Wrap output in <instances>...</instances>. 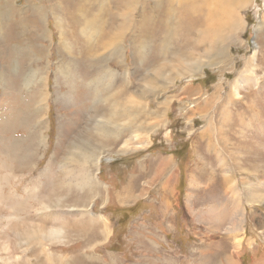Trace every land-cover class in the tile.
Instances as JSON below:
<instances>
[{"label":"rangeland","instance_id":"374dc122","mask_svg":"<svg viewBox=\"0 0 264 264\" xmlns=\"http://www.w3.org/2000/svg\"><path fill=\"white\" fill-rule=\"evenodd\" d=\"M65 1L31 0L48 11L35 30L28 8L0 37V264H264V0H202L208 25L173 29L154 61L156 24L145 50L131 48L127 29L122 48H95L83 61V13L55 30L49 5L62 18L77 0ZM108 1L97 3L104 24L121 3ZM142 2L155 22L157 0H139L135 20ZM183 2L173 0L172 26ZM40 28L44 41L30 42ZM20 50L24 61H14ZM27 65L46 86L39 77L23 86ZM90 82H110L119 102L134 96L142 127L99 135L95 120H120L96 116Z\"/></svg>","mask_w":264,"mask_h":264},{"label":"bare ground","instance_id":"6f19581e","mask_svg":"<svg viewBox=\"0 0 264 264\" xmlns=\"http://www.w3.org/2000/svg\"><path fill=\"white\" fill-rule=\"evenodd\" d=\"M30 1L31 0H28L26 7L21 8V7L18 6L17 3H15L16 1H13V0H0V37H1L2 30H4V27L7 24L8 20L12 19V18H15L17 16L19 17V19H16V20H24V18L21 17L22 11H25L28 8H29L30 11L32 10L34 17L32 18L33 20L27 21V22L33 24L31 26L32 27V31L35 30V28H34L35 20L38 19V18L42 19L44 17L45 12L47 10L44 8V6H41L40 3H35V4L30 5ZM61 1L59 0V2H61ZM88 1L89 0H77L76 2L73 1L74 2L73 4L75 5V7L73 9V11L75 10L74 13H73V11H71V9H68V10L65 11V14H64V16L62 18H58V15H57L58 11L56 9L57 5L56 4H53V6L49 5L50 10L53 11V13H51V14H54V24H55V28H56L55 30H57V31L61 30L60 27H59V24L62 25L63 23H67V22L70 23L71 21L77 22L78 20H76V17L79 16V14L81 15V13H83L82 14L83 18H81L82 19V23L80 24L81 27H80V30H79V35L81 34L83 37H86L85 34H87L88 38H89L88 40H83V46H82V48H81V50H80V52L78 54L79 57L83 59V61H87L94 54L95 51H93V50L95 48L99 49V48L108 47V49H109V47H110V49H112L111 52H110L111 54L116 52L115 45H118L117 48H119V47L122 48V46H124V44H123L124 43V41H123V33L127 29L130 32L127 38H128V41L130 42V44H132L131 48L132 49L135 48L137 50V52L140 49L145 50L146 47L149 46L148 42L146 41L147 38H149L152 43L154 42V40H153L154 37L152 38V36H151V30H152L151 28H152V26L154 24L159 25L158 27L155 26V29L158 32L161 33V34H158V33L156 34V39H159L158 37H160L161 39L158 40L159 41L158 46H157V48H155V52L158 53V56H156L154 54L155 58L153 57V61L156 60V58H158V60H161L163 58V56L162 57L159 56V52H161V50H159V48H161V46H162L161 43H164V44L166 43L167 36L173 29H179L178 32H180L184 36H186L193 29H195L197 27H198L197 29H199V28L203 27L204 25H208V20H206L203 17V11H202L203 2H202V0H174V1H179V2L180 1H184V2H183V4H181V6L179 8V11L177 12L178 15H182V16L178 17L176 19V21L173 22V24H174L173 26L171 25L172 24V20L174 19V7L172 5L173 0H157V4H155V6L153 7L154 9L157 10V13L155 12L156 16L154 17L156 19L155 22H154L153 18H151V20H150V18H149L150 15H148V11L146 10V5L143 2L141 3L142 16L140 18H137V20H135L136 18L133 15V12L135 10V4L139 3V0H120L121 1L120 5L116 3L118 7L120 6V8L118 10L119 11L118 14H116L115 16L114 15H110V17H109V21L110 22L107 19V22L105 24L103 23L104 21L100 19V17L104 18L102 16H106V14H109V13L106 12V9H104V10L102 9L101 4L100 5L97 4L99 0H97V2H95L93 0H90L91 3L88 2ZM103 2H104V0H103ZM68 3H70L69 0H68ZM129 5L133 6V7L131 9H129L130 8ZM60 8H61V6H60ZM59 12H61V11H59ZM74 14L76 15V17H75ZM127 14H128V16H126ZM191 14H194L193 18L191 17ZM207 17L210 18L211 14H207ZM63 18H65V19H63ZM61 19L64 22H62ZM104 20H106V19L104 18ZM41 22H43V21H41ZM150 24H151V26H150ZM25 25H26V22H20L19 23V26H21V27H24ZM68 26H70V25H68ZM164 26H165L166 30H164ZM103 27H104L105 32L108 29H110V27L115 28L114 35L112 33L111 34H107L105 32L103 33L102 32ZM42 29L41 28L40 29H36L37 30V34H33L34 39H31L30 42H33L34 40L36 41L37 39L38 40L40 39V40L44 41V39L46 38V31H45L44 28H42ZM116 30H117V32H116ZM121 30L123 31L122 33H121ZM202 32H203V30H202ZM206 33H207V31H206ZM213 34H215V33H213ZM93 36L97 37V40H96L95 43H93L95 45L92 46V45H90L88 43L91 42L90 39ZM228 36L229 37H234L233 35L232 36L228 35ZM113 37H118V38L122 37V38L120 39L119 43L116 44L115 42H113V39H112ZM20 38L22 39L20 41V43H19V44L22 43L21 49L24 50V51H27V49H25V48H27L25 45H28L30 42L27 40V38H25L23 36H21ZM63 42H64V40H63V36L61 34V36H60V44H61L62 49H64L63 48V46H64ZM12 44L14 46H12ZM17 44H18L17 41L16 42H9L7 44L6 48L8 49L9 46H11L10 48H17ZM40 45H41L40 43L37 44V45L35 43V47L38 46V48H39ZM4 47H5V45H4ZM29 47H32V45L29 44ZM164 49L162 51L166 52V50L168 51L170 48H168V49L164 48ZM23 54L21 55V50H20V52H19L20 56H17V54H16V56L14 57V61H16L15 59H18L19 61H24L25 57H24ZM29 58H30L31 61H35V60H39V58H41V57L37 56V54H34V53H32V51H30L29 52ZM164 60H166V59L164 58ZM4 61L7 62V58ZM37 62L38 61H35V63H37ZM166 62H170V61L166 60ZM180 62H182V61H180ZM42 63H43V61L41 62V64ZM11 64H13V63H11ZM178 64H179V62H178ZM5 65H7V63H5ZM26 68H28L27 70H31V71L26 72L24 74L23 81H22V82H24L23 86L26 85V84L28 85L30 82L31 83L32 82H38L37 81L38 79H36L37 77H39L40 82H45L44 84L46 86L48 80L45 77V75L43 76V74H42V76H36V69H31L29 67V65H27ZM108 72H109V75H111L110 77H112L113 74H112L111 70L108 71ZM43 78H45L44 81H43ZM90 83H92V87L91 86L89 87V85H88V88L92 89L93 92H94L93 95L91 94L92 100L94 98V100H93L94 103H95V101L101 102L100 106H102V107H100V106L96 107V109L98 110V111H94L96 116L98 115L99 117H102V116H104L103 115L104 113H109L115 119L117 118L118 119V120L116 119L117 121H119V120L120 121H122V120L125 121V119H127V123L125 125L122 122L120 123V121H119V122H113L114 123L113 126L108 125L109 122H108L107 116L109 114L106 116V118H107L106 120H100V121L99 120H95L94 125H96V127H95L96 129L95 128L94 129H95V131H98L97 133L99 135L102 134V136H106L107 134H109L111 132L110 134L114 133V134H116L115 136L118 137L119 135H122L121 133L124 132L123 131V129H124L123 127H125L128 130H132V131H136V132L142 127V124H141L142 121L140 119L141 116H139V112L140 111H139V109H136V107L134 106V101H136L134 96H131L129 98L128 102L126 100H123L122 98H121V102H119L117 99H119L121 97L120 93L115 92L116 93L115 94L113 92V93L109 94V92H110V90L112 88L108 87L107 84H109L110 82H107V83H105V82H96V83L95 82H90ZM114 86H115V84H114ZM120 86H121V84H120ZM128 89L129 88L127 87V89L125 88L124 90L127 91ZM123 91H121V92H123ZM106 94H109V96L107 98H105ZM104 103H105V105H104ZM108 103H110L109 107L107 105ZM131 103H132V105H131ZM114 118H113V120L115 121ZM66 128H67L66 129V131H67L71 127L67 126ZM64 130H65V128H64ZM83 143H85V145H86V141L81 142V144H83ZM125 143H126V141H125ZM75 146H76V148H75ZM79 146L80 145H77L76 142H75L73 148H75V150L80 153L81 157H84V161L81 162V164H83V166H86L87 165L86 158H88L87 157V153H86L87 151H86V149H79ZM71 155H72L71 156V160L73 162H75L76 160L73 159V157H75V154L72 153ZM96 162H98V158H97ZM77 170H78V168H77ZM79 170H80V168H79ZM76 171H75V173H76ZM84 171H86L84 169V167L82 168L81 171H79L80 172L79 179H82L81 180L82 183H85L86 181H88L87 173L85 174ZM77 174H79V173L77 172ZM70 177H72V176H70ZM68 185H69V183H68ZM232 214H233L232 217L234 216V218H235V216H238V215L240 216L241 215L239 210H238V213L236 212V214L235 213H232ZM234 218L233 219L230 218V220H229V222L232 224V226L236 225V223L234 224V222H235ZM237 220H238L237 224H239L240 223V218L238 217ZM233 227H236V226H233ZM50 234H52V233H50Z\"/></svg>","mask_w":264,"mask_h":264}]
</instances>
